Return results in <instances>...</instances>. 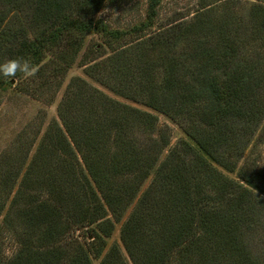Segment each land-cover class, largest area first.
Returning <instances> with one entry per match:
<instances>
[{"label":"trees","instance_id":"trees-1","mask_svg":"<svg viewBox=\"0 0 264 264\" xmlns=\"http://www.w3.org/2000/svg\"><path fill=\"white\" fill-rule=\"evenodd\" d=\"M113 2L0 0V63L26 57L38 68L32 78L0 75V90L16 80L33 96L58 91L98 34L100 45L80 61L87 76L166 114L189 139L161 160L170 135L152 111L72 78L61 124L49 125L22 175L33 147L5 160L0 235L17 250L4 260L0 244V264H93L89 248L101 258L132 204L122 246L100 264H264L263 171L257 159L242 161L264 142V0L203 3L191 19L157 30L161 0L121 29L98 18Z\"/></svg>","mask_w":264,"mask_h":264},{"label":"rangeland","instance_id":"rangeland-1","mask_svg":"<svg viewBox=\"0 0 264 264\" xmlns=\"http://www.w3.org/2000/svg\"><path fill=\"white\" fill-rule=\"evenodd\" d=\"M203 3L210 4V6H216L217 9L222 8L226 4L225 0H161L158 10L159 13L154 22L153 30L168 24L174 19H178L179 21L191 19V17L198 12ZM147 6L148 0H114L111 6H105L106 8H104V10L98 14V18L105 20L113 28H128L129 26H132L145 18ZM100 43L101 38L98 34H92L88 37V39H86L85 45L82 51L79 53L76 63L67 72L65 79L58 91H56V89L55 91H52L51 89V92H48L43 97L33 96V94L30 92H26L23 83L16 80H11V83H7L5 87L0 90V173L3 171V168L6 167L5 160L8 157L24 153L28 146L33 147L32 151L29 153L27 162H25L21 173H19V176L22 175L23 170L30 162L32 155L34 154L43 134L46 132L49 125H54L55 120L61 124L58 115V105L65 91L67 90L70 81L74 77L86 79L100 91L121 103L129 104L138 109L152 111V113L158 118V125L161 128H166L165 131L170 135V145L161 156V160L166 157L169 149L175 146L181 139H189L182 126L166 114L159 111L149 110L147 107L137 102H133L129 99L118 96L116 92H114L109 87L101 84L95 79H92V77L87 76L85 66L80 62L81 58L87 59V57L85 58L86 55L84 56V54L86 52L88 54L93 46L100 45ZM105 51L106 49L102 50L101 52L104 53ZM101 52H96L93 57H96ZM5 61L7 60H4L3 62ZM154 77L157 78V74L155 72L153 73V78ZM49 97H52V99L50 100ZM197 116L196 114L193 116L195 120L198 119ZM249 158L257 159L258 165L263 171L264 181L263 140H260L250 147V149L242 158V161H245ZM228 175L234 177L233 174ZM151 179L152 175L144 183V186L139 194H141L148 187ZM8 207L9 203L6 205L5 209L3 210V214L0 216V225L3 221L4 213H6ZM133 207L134 204H132L125 212L122 220L115 225L113 234L106 238L107 246L102 252L101 258L96 259L98 256L97 251H94L93 248H89V253L93 264H100L102 258L114 244L117 243L122 246L121 229L123 223L129 217ZM24 228L27 229L26 224ZM78 233L82 241L86 243L87 247H90L91 242L89 241L91 240L87 238L88 233L86 231H81ZM0 237L3 259L10 260L16 254V243L14 242V239L8 234L4 233L2 236L0 235ZM35 244L39 245L37 240H35Z\"/></svg>","mask_w":264,"mask_h":264},{"label":"clouds","instance_id":"clouds-1","mask_svg":"<svg viewBox=\"0 0 264 264\" xmlns=\"http://www.w3.org/2000/svg\"><path fill=\"white\" fill-rule=\"evenodd\" d=\"M37 71L36 65L26 57L10 58L0 63V75L4 78H15L18 73L24 78H32L36 76Z\"/></svg>","mask_w":264,"mask_h":264}]
</instances>
